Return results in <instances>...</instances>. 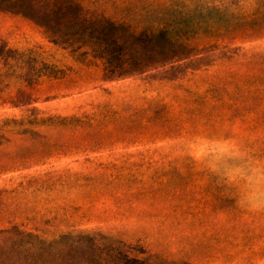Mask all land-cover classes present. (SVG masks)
<instances>
[{
  "label": "rangeland",
  "instance_id": "obj_1",
  "mask_svg": "<svg viewBox=\"0 0 264 264\" xmlns=\"http://www.w3.org/2000/svg\"><path fill=\"white\" fill-rule=\"evenodd\" d=\"M79 1L153 14L182 45L159 56L155 36V66L104 81L90 51L0 13V47L40 72H0V230L100 234L142 264H264V215L238 208L192 143L225 135L264 156V0Z\"/></svg>",
  "mask_w": 264,
  "mask_h": 264
},
{
  "label": "trees",
  "instance_id": "obj_2",
  "mask_svg": "<svg viewBox=\"0 0 264 264\" xmlns=\"http://www.w3.org/2000/svg\"><path fill=\"white\" fill-rule=\"evenodd\" d=\"M0 13L28 21L50 43L64 50L90 51L92 58L103 65L104 81L141 74L155 66V36L163 41L157 46L159 56L175 45H182L163 22L155 23L153 14L148 24L123 17L107 18L95 10L85 9L79 0H0ZM23 57L0 47V72L4 71V79L29 85V74L40 73L34 60ZM22 69L28 73L21 74ZM3 89L7 88H2L0 93ZM16 94L26 95L23 90ZM0 264L142 263L123 254L119 244L107 241L100 234L70 231L48 238L15 225L0 230Z\"/></svg>",
  "mask_w": 264,
  "mask_h": 264
},
{
  "label": "clouds",
  "instance_id": "obj_3",
  "mask_svg": "<svg viewBox=\"0 0 264 264\" xmlns=\"http://www.w3.org/2000/svg\"><path fill=\"white\" fill-rule=\"evenodd\" d=\"M192 143L196 163L232 192L236 206L250 215H264V156L225 135L200 136Z\"/></svg>",
  "mask_w": 264,
  "mask_h": 264
}]
</instances>
